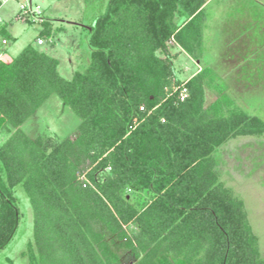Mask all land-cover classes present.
Here are the masks:
<instances>
[{"label":"trees","instance_id":"16d2710c","mask_svg":"<svg viewBox=\"0 0 264 264\" xmlns=\"http://www.w3.org/2000/svg\"><path fill=\"white\" fill-rule=\"evenodd\" d=\"M208 1L109 0L72 78L32 43L7 61L0 52V251L21 220V187L31 264H264L244 201L210 171L219 146L264 135V119L235 104L207 114ZM171 43L199 61L190 79L177 75ZM54 96L77 126L32 136L24 125Z\"/></svg>","mask_w":264,"mask_h":264},{"label":"rangeland","instance_id":"374dc122","mask_svg":"<svg viewBox=\"0 0 264 264\" xmlns=\"http://www.w3.org/2000/svg\"><path fill=\"white\" fill-rule=\"evenodd\" d=\"M108 3L109 0H2L0 49L5 47L13 57L32 43L58 59L60 73L72 78L90 61L89 27L106 11ZM22 6L28 10L39 6L41 14L34 15ZM202 20L203 60L211 68H207L204 86L207 114H218L220 106L235 104L264 119V0H212ZM47 26L52 33L42 37L40 30ZM39 36L42 44L38 43ZM3 39L8 40L6 45H2ZM171 44L177 75L190 79L201 65ZM78 122L76 114L54 96L37 110L24 129L37 136L49 125L48 130L67 135ZM209 163L210 171L213 169L219 180L244 201L264 258V135L231 139L215 150ZM17 195L22 216L14 237L0 251V264H31L25 253L33 236V211L23 188H18ZM133 260L132 255H127L121 264H131ZM164 264L182 261L170 256Z\"/></svg>","mask_w":264,"mask_h":264},{"label":"built area","instance_id":"2783aa9c","mask_svg":"<svg viewBox=\"0 0 264 264\" xmlns=\"http://www.w3.org/2000/svg\"><path fill=\"white\" fill-rule=\"evenodd\" d=\"M25 8H26V6H22V9L28 10V9H25ZM28 12H33L34 15H37V14L39 15L41 13L39 6H37V8L35 10H32V9L28 10ZM0 23H1V20H0ZM38 43L42 44L43 43V39L39 38L38 39ZM178 89H180V92H179L180 99L184 100L187 97V95H188V88L186 86H182L181 88H178ZM81 178L85 180L84 181V186H86L89 183L88 179L85 178V175H83Z\"/></svg>","mask_w":264,"mask_h":264},{"label":"crops","instance_id":"0c3cea01","mask_svg":"<svg viewBox=\"0 0 264 264\" xmlns=\"http://www.w3.org/2000/svg\"><path fill=\"white\" fill-rule=\"evenodd\" d=\"M211 1H212V0H209V1H208L207 5H206V8H205V12H206V9H207V7H208V5L210 4ZM205 12H204V16H205ZM202 22H205V21L202 20ZM202 24H203V32H204V30H205V29H204V23H202ZM0 52L2 53V54H1V57H2V58L10 57V56L7 54V53H8V50H7L5 47H3V50H1ZM10 58H11V57H10ZM197 63L200 64L199 61H197ZM200 70H201V66L197 69L196 72H198V71H200Z\"/></svg>","mask_w":264,"mask_h":264}]
</instances>
